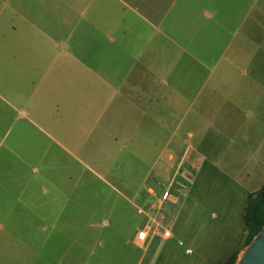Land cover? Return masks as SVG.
<instances>
[{"label":"crops","instance_id":"crops-1","mask_svg":"<svg viewBox=\"0 0 264 264\" xmlns=\"http://www.w3.org/2000/svg\"><path fill=\"white\" fill-rule=\"evenodd\" d=\"M19 1L0 0V142L20 118L18 149L38 128L121 192L138 264L239 258L264 186V0Z\"/></svg>","mask_w":264,"mask_h":264},{"label":"rangeland","instance_id":"rangeland-1","mask_svg":"<svg viewBox=\"0 0 264 264\" xmlns=\"http://www.w3.org/2000/svg\"><path fill=\"white\" fill-rule=\"evenodd\" d=\"M21 123L14 120L0 142V264H138L142 252L126 238L138 220L121 192L99 178L80 176L81 167L55 148L47 151L38 128L18 149L14 139ZM70 174L74 179L65 181ZM44 185L67 190L82 206H47L59 195Z\"/></svg>","mask_w":264,"mask_h":264},{"label":"trees","instance_id":"trees-1","mask_svg":"<svg viewBox=\"0 0 264 264\" xmlns=\"http://www.w3.org/2000/svg\"><path fill=\"white\" fill-rule=\"evenodd\" d=\"M264 226V186L253 194L249 200L244 216V228L246 239L244 248H246L254 237ZM238 256H234L228 264H236Z\"/></svg>","mask_w":264,"mask_h":264},{"label":"water","instance_id":"water-1","mask_svg":"<svg viewBox=\"0 0 264 264\" xmlns=\"http://www.w3.org/2000/svg\"><path fill=\"white\" fill-rule=\"evenodd\" d=\"M236 264H264V226L243 250Z\"/></svg>","mask_w":264,"mask_h":264},{"label":"built area","instance_id":"built-area-1","mask_svg":"<svg viewBox=\"0 0 264 264\" xmlns=\"http://www.w3.org/2000/svg\"><path fill=\"white\" fill-rule=\"evenodd\" d=\"M169 196V193L168 192H165L162 196L163 200H166ZM170 233L169 231H165L164 232V236L166 237H169ZM147 230H141L139 231L135 237L133 238L132 240V245L135 247V248H142V246L144 245L145 241L147 240Z\"/></svg>","mask_w":264,"mask_h":264}]
</instances>
